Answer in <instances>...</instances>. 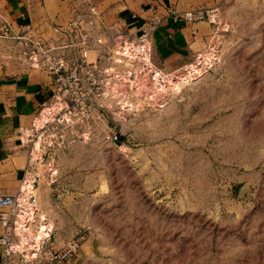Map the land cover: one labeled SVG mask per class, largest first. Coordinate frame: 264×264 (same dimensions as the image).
I'll use <instances>...</instances> for the list:
<instances>
[{"label": "rangeland", "instance_id": "rangeland-1", "mask_svg": "<svg viewBox=\"0 0 264 264\" xmlns=\"http://www.w3.org/2000/svg\"><path fill=\"white\" fill-rule=\"evenodd\" d=\"M42 7L54 23L70 10ZM218 7L166 98L130 97L121 113L119 98L106 116L35 134L38 221L57 249L80 241L71 264H264V0Z\"/></svg>", "mask_w": 264, "mask_h": 264}, {"label": "built area", "instance_id": "built-area-1", "mask_svg": "<svg viewBox=\"0 0 264 264\" xmlns=\"http://www.w3.org/2000/svg\"><path fill=\"white\" fill-rule=\"evenodd\" d=\"M166 11L165 16L150 15L131 31L118 22L107 24L103 13L89 4L67 24L55 26L50 38L37 34L31 25L16 28L0 18V55L17 68L40 71L53 80L52 97L21 138L30 149L21 186L15 194L0 196V264H71L81 250L80 241L73 239L57 249L53 226L38 221L40 210L32 175L35 134L57 124L84 123L93 113L106 116L109 104L119 98L126 100L120 113L130 97L144 96L153 101L166 98L177 78L154 64V33L166 17L178 24L206 22L216 26L220 16L219 7L186 12L168 7ZM201 65L202 55H198L197 63L184 71L197 76ZM124 86L132 93L128 98ZM106 140L115 144L119 137L109 134Z\"/></svg>", "mask_w": 264, "mask_h": 264}, {"label": "crops", "instance_id": "crops-1", "mask_svg": "<svg viewBox=\"0 0 264 264\" xmlns=\"http://www.w3.org/2000/svg\"><path fill=\"white\" fill-rule=\"evenodd\" d=\"M224 1L0 0V18L16 28L31 25L37 34L50 38L55 26L67 24L75 13L86 10L92 3L105 12L110 20L119 17L125 26L131 28L137 27L154 13L165 16L168 7L186 12L198 8L222 7ZM47 3L70 4L69 13L63 22L54 23L56 16L51 18L44 14L42 6ZM50 23L53 25L50 26ZM215 27L206 22L178 24L166 17L153 36L154 64L166 72L188 65L195 59V54L210 43ZM52 82L48 75L17 68L0 55V196L15 194L20 187L30 152L21 143V138L32 127L42 105L52 97ZM2 233L0 226V235Z\"/></svg>", "mask_w": 264, "mask_h": 264}, {"label": "bare ground", "instance_id": "bare-ground-1", "mask_svg": "<svg viewBox=\"0 0 264 264\" xmlns=\"http://www.w3.org/2000/svg\"><path fill=\"white\" fill-rule=\"evenodd\" d=\"M39 155L41 156L40 152H39ZM35 180H36L35 177H33V182H34ZM32 187H34V185L31 186V188H32Z\"/></svg>", "mask_w": 264, "mask_h": 264}]
</instances>
